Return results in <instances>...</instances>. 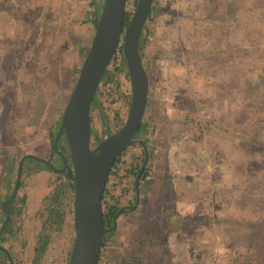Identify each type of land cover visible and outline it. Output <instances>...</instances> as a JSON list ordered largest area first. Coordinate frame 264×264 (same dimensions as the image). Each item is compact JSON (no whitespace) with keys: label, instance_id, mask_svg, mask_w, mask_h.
Returning a JSON list of instances; mask_svg holds the SVG:
<instances>
[{"label":"rangeland","instance_id":"1","mask_svg":"<svg viewBox=\"0 0 264 264\" xmlns=\"http://www.w3.org/2000/svg\"><path fill=\"white\" fill-rule=\"evenodd\" d=\"M92 1L0 0V228L24 154L62 168L51 134L93 41ZM128 3L133 14L137 3ZM152 4L142 50L150 78L146 132L128 156L129 167L143 164L140 144L147 140L151 176L135 207L117 217L100 264L118 261L137 221L163 226L165 264H264V0ZM123 67L111 59L99 86L106 101L119 81L123 96L114 108L123 107L125 120L132 85ZM90 117L95 146L104 136L97 106ZM110 126L115 132L121 125L112 118ZM60 172L27 163L15 196L16 231L3 232L0 240L11 256L3 264L34 263L39 212L62 182ZM133 198L132 190L122 205ZM64 200H74L73 189ZM68 219L74 223L73 212ZM74 233H57L38 264H68Z\"/></svg>","mask_w":264,"mask_h":264},{"label":"water","instance_id":"2","mask_svg":"<svg viewBox=\"0 0 264 264\" xmlns=\"http://www.w3.org/2000/svg\"><path fill=\"white\" fill-rule=\"evenodd\" d=\"M126 3L127 0H105L99 15L93 41L82 63L54 140V148L60 151L64 166L58 168L47 158L33 153L24 154L19 163L13 192L3 204L5 217L0 235L5 231L11 217L10 204L20 187L25 159L33 157L44 161L55 171H63L68 165V158L61 152L59 142L65 135L74 168L75 238L69 264H100L103 238L108 231L104 221L102 198L104 184L119 154L135 141L134 136L141 126L148 105L150 78L139 44L153 0H138L125 26ZM122 38L132 85L130 108L123 124L92 146L91 106L104 72ZM147 159L146 148L144 162L136 177L137 186ZM134 207L122 206L116 215L113 228L116 227V219L123 210ZM0 249L11 259L8 249L1 242ZM10 264H13L12 260Z\"/></svg>","mask_w":264,"mask_h":264},{"label":"trees","instance_id":"3","mask_svg":"<svg viewBox=\"0 0 264 264\" xmlns=\"http://www.w3.org/2000/svg\"><path fill=\"white\" fill-rule=\"evenodd\" d=\"M138 0H133L134 4L137 3ZM105 0H93V25L96 28L98 23L99 15L102 11L103 5ZM129 0H127L126 4ZM154 11V6L152 4L150 13L148 15V18L152 15ZM132 16V9L127 8L126 5V14H125V23L126 26ZM144 37V30L140 39L139 48L141 51V55L143 57V38ZM124 69L126 71V74L129 75L126 59L124 55ZM108 68H106L103 77L107 74ZM121 70L119 67H115V73L120 72ZM103 92V91H101ZM123 96V93L119 90V81H117V86L114 88V91L108 94V97L106 101L100 99V86L97 89L96 95L94 97L92 106H97L99 108V111L101 112L103 124H104V136L103 138H100V141L107 137L109 134H111L113 131L110 126V120L113 118L116 120V128H118L120 125L124 122V114H123V107L120 105V107L114 108V104L116 102H119ZM116 106V105H115ZM62 119V116H61ZM61 123V120H60ZM60 123L58 124V127L60 126ZM58 130V128H57ZM57 130L54 131L51 134V140H52V153L57 157L60 162L61 166H64V159L60 153V151H57L54 148V140L57 133ZM143 132H146V123L145 121H142L141 126L134 136V139L139 137V135ZM148 141L144 140L142 141L141 150H142V157L141 161H144L145 155H146V146ZM59 147L61 152H67L70 153V147L67 141L66 136L64 135L63 138H61L59 142ZM30 161H35L39 163L40 165L51 168L47 163L44 161H41L39 159L28 157L24 161V169H26V165ZM115 164V163H114ZM114 164L112 166V169L110 171H114ZM142 163H133V165L130 167V173L133 176L132 178V185L130 186L134 193V198L131 201V205L133 206L135 204V201L138 197V192L142 190L143 182L151 176L150 168L151 166H148V162L145 165L139 179L138 186L136 185V177L138 173L140 172ZM59 174V178L61 179V183L55 187V189L51 192L50 195H48L45 198L44 201V207L39 212V216L42 220V228L39 232L38 239L36 241L35 247H34V263L38 264L40 260L45 256V254L48 252L51 243L53 242L54 236L65 230L66 228H70L71 231H75V226L73 221L68 219V215L72 212L74 213V203L73 200L71 202H65V197L67 198L69 192L71 189L74 190V168H73V162L70 158V163H68L67 167ZM107 182V180H106ZM106 182L104 184L103 188V206H104V221L105 226L108 229V231L105 233L102 243V248L105 245L106 239L111 236L115 232V228H113L115 224V218L120 210V208L124 205L121 203L120 200L115 199V195H109V189L106 187ZM108 194V195H107ZM131 200V199H130ZM17 197L14 198V200L10 204V213L11 217L8 222L7 228L4 232H14L16 231V228H14V221H15V207H16ZM23 204V202H22ZM132 209L126 208L124 212L131 211ZM166 211V210H165ZM151 216H143L142 218H150ZM155 218V217H154ZM163 217H158L157 220H161ZM151 219V218H150ZM146 220V219H145ZM144 220V222H145ZM129 239H128V249L122 251L121 256L119 257L118 261L115 264H165L164 263V255H162L163 251H166V248H168V243L165 240L166 237V231H164L163 226L158 223L157 221H152L151 223L143 226L139 221L132 223L129 227ZM162 235V237H161ZM4 234L2 233L0 235V240L3 239ZM74 235L71 239V247L69 252V260H70V254L72 250V246L74 243ZM100 259H101V252H100ZM4 261L9 262L7 253L0 249V264H3ZM3 262V263H2ZM69 264V261H68ZM171 264V262L167 263Z\"/></svg>","mask_w":264,"mask_h":264},{"label":"built area","instance_id":"4","mask_svg":"<svg viewBox=\"0 0 264 264\" xmlns=\"http://www.w3.org/2000/svg\"><path fill=\"white\" fill-rule=\"evenodd\" d=\"M111 59L117 66L122 65L124 61V41H119ZM135 150L137 149L133 143L129 144L119 154L114 164V171L111 172L107 177L106 187L109 189V195H115V199L120 201L131 198L132 190L130 188V180L133 176L130 173V164L128 165L130 160L128 159V156ZM115 170L117 171L115 172ZM110 183L111 186L109 185Z\"/></svg>","mask_w":264,"mask_h":264}]
</instances>
